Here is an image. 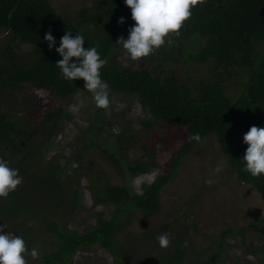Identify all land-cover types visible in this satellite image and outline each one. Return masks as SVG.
<instances>
[{
    "label": "trees",
    "instance_id": "obj_1",
    "mask_svg": "<svg viewBox=\"0 0 264 264\" xmlns=\"http://www.w3.org/2000/svg\"><path fill=\"white\" fill-rule=\"evenodd\" d=\"M87 11H76V20L59 16L48 0H0V29L8 33L0 47V159L8 161L23 177L15 191L6 199L0 198V216L4 221H13L17 215H23L51 224L48 229L56 235L58 247L44 253L39 264L62 262L79 247L95 243L111 253L113 264H186L185 254L194 245L190 228L198 229L196 221L189 222L187 213L181 212L171 221L160 222L139 234L130 232L127 226L134 220L136 211L143 216L156 212L160 189L189 147L199 141L193 139L197 133L200 139L208 132L215 134L216 144L224 153L230 171L241 183L249 184L264 204V175L253 177L243 170V156L248 147L243 136L253 125L264 127V0H206L192 9V16L180 30V36L166 38L165 45L158 50L159 60L174 61V54L180 55L183 49L190 61H211L214 73L211 80L187 84L179 83L173 73L163 72L159 64L127 67L116 60V34L126 32L135 23L124 0H94ZM120 17L124 18L123 24H118ZM49 29L56 41L52 49L44 40ZM65 31H70L73 37L83 35L84 46L96 47L101 58L106 60L100 72L110 91L135 93L142 107L153 116L152 121L183 124L188 133L169 156L168 169L155 176L140 193L129 192L125 183L105 182L97 189V178L91 176L90 186L95 198L111 202L113 208L108 218H98L96 226L82 233L59 231L56 223L44 216L58 205L69 187L74 193L73 201L77 202V190L59 181L60 166H41L36 172L27 169L36 164V161L31 162L33 152L30 151L37 141L38 128L26 130L22 126L23 116L13 111L23 108L17 92L23 90L24 83L38 89L47 88L61 99L77 90L83 79L73 82L64 79L56 65L62 57L55 49ZM194 36L203 37L204 43L196 51L189 52L186 40ZM20 44L31 49L26 58L16 54ZM28 99L30 103L33 100ZM62 111L64 109L56 106L44 112L41 124L51 129L57 117L65 114ZM142 124L149 123L143 121ZM49 135L50 130L45 138ZM122 137L119 141L125 140ZM143 137L139 135L138 138ZM89 145L85 139L83 148L74 157H79ZM149 161L154 163L152 158ZM87 166L90 169V165ZM145 167L144 161L126 166L131 172L143 171ZM40 200L50 204L45 206L43 215L36 210ZM122 214L124 218L120 217ZM250 228L256 229L259 245L247 250L253 254L259 252L264 264V216L245 226L222 228L217 236L214 235L217 245L201 264H208L222 253L225 237L233 233L243 237ZM165 233L171 243L162 248L157 237ZM139 242L149 244L148 251L137 247Z\"/></svg>",
    "mask_w": 264,
    "mask_h": 264
},
{
    "label": "rangeland",
    "instance_id": "obj_2",
    "mask_svg": "<svg viewBox=\"0 0 264 264\" xmlns=\"http://www.w3.org/2000/svg\"><path fill=\"white\" fill-rule=\"evenodd\" d=\"M56 13L61 17L74 18L75 12L85 9L94 0H48ZM99 11V10H97ZM134 26V23H133ZM93 29H97L92 27ZM0 29V47L8 38V33ZM128 30L118 32L115 37L114 54L116 60L123 66L146 67L161 65L163 72L173 73L179 83H194L199 80H211L212 63L190 61L181 54H174L176 60H159L158 50L154 54L131 60L122 42H117L123 36L127 39ZM204 39L194 36L186 40L189 52L196 51ZM30 47L20 44L16 54L26 58ZM23 90L17 92L23 102V108H16V115L23 116L26 130L38 128L37 141L33 143L31 162L36 161L28 170L36 172L41 166L59 168L58 179L67 186H75L77 202L73 201V191L69 187L55 205L54 209L45 213V200H40L36 210L39 214L56 223L59 231L85 232L98 224V218H108L113 204L97 200L91 191V176L97 178L96 188L103 183H125L129 192L140 193L146 185L158 174L169 167V156L178 148L187 136L183 124H168L152 121V115L142 107L135 93L110 91L109 107L98 108L92 93L84 89V81L68 98L54 96L47 88H35L28 83L22 84ZM33 99L30 103V99ZM56 106L64 109L50 129L41 124L44 112L54 110ZM147 121L146 126L142 124ZM146 128V130H145ZM50 130V135L45 138ZM144 135L143 139L138 138ZM125 140L119 141V137ZM85 139L89 142L79 157H74L83 148ZM152 158L154 163L149 161ZM144 161L143 171L131 172L126 166ZM87 164L90 165V169ZM218 165L222 170L215 171ZM73 201V203H72ZM75 203V204H74ZM74 204V205H73ZM185 212L188 220L197 222L198 229L190 228L194 242L192 248L185 254L186 264H201L217 245V236L224 227L238 228L247 225L254 219L264 216V204L256 191L249 185L241 183L230 171V166L224 153L218 148L213 132L206 133L199 141L193 143L188 152L182 157L180 164L169 180L159 191L158 208L150 216H143L136 211L134 220L127 226L134 234L144 232L160 222H169L177 214ZM124 214L120 215L121 218ZM0 225H5L4 232L24 239L29 250L26 254L27 264H39L44 253L57 249L58 239L48 228V224L40 218L17 215L12 221H4L0 216ZM255 228L247 229L242 237L233 233L225 237L222 253L208 264H262L259 252L253 254L247 248L254 249L259 245ZM137 247H150L147 243L139 242ZM35 248L40 253L39 259L30 255ZM54 264H113L111 253L100 244L95 243L79 247L71 257Z\"/></svg>",
    "mask_w": 264,
    "mask_h": 264
},
{
    "label": "clouds",
    "instance_id": "obj_3",
    "mask_svg": "<svg viewBox=\"0 0 264 264\" xmlns=\"http://www.w3.org/2000/svg\"><path fill=\"white\" fill-rule=\"evenodd\" d=\"M124 3L131 9V18L135 23L128 29L127 39L121 36L117 42H122L131 60L137 61L154 54L165 45L166 38L179 37L180 30L192 16V9L203 5L206 0H124ZM123 23L124 18L120 17L118 24ZM44 40L52 49L56 41L51 29L45 32ZM84 45L83 35L76 34L73 37L70 31H65L55 49L62 57L56 65L64 79L73 82L82 78L84 89L92 93L96 106L107 109L110 104L108 85L101 79L100 72L106 60L101 58L96 47L86 48ZM193 139L200 140L199 134H195ZM243 142L248 145L243 156V170L253 177L264 175V127L251 126L244 134ZM221 170V165L215 169L217 172ZM22 182L19 170L0 159V198L6 199ZM4 228L5 225H0V264H27L26 254L29 250L24 239L12 232H4ZM157 240L162 248H167L171 243L166 233L158 236ZM30 255L33 259L40 258L35 248Z\"/></svg>",
    "mask_w": 264,
    "mask_h": 264
}]
</instances>
